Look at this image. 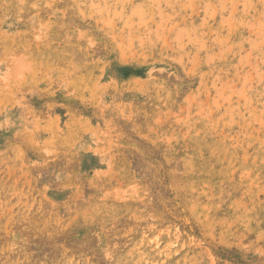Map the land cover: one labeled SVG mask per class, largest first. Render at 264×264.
<instances>
[{
	"label": "rangeland",
	"instance_id": "rangeland-1",
	"mask_svg": "<svg viewBox=\"0 0 264 264\" xmlns=\"http://www.w3.org/2000/svg\"><path fill=\"white\" fill-rule=\"evenodd\" d=\"M0 264H264V0H0Z\"/></svg>",
	"mask_w": 264,
	"mask_h": 264
},
{
	"label": "bare ground",
	"instance_id": "bare-ground-1",
	"mask_svg": "<svg viewBox=\"0 0 264 264\" xmlns=\"http://www.w3.org/2000/svg\"><path fill=\"white\" fill-rule=\"evenodd\" d=\"M8 1H9V0H8ZM56 1H57V0H56ZM71 1H72V0H71ZM3 2H4V0H3ZM13 2H14V1H13ZM61 2H62V1H61ZM58 3H59V2H58ZM72 4H73V3H72ZM6 5H8V4H6ZM66 7H67V6H66ZM47 8H49V7H47ZM214 8H216V7H214ZM5 10H6V9H5ZM215 10H216V9H215ZM13 11H14V10H13ZM10 13H11V12H10ZM17 14H18V13H17ZM63 14H64V13H63ZM7 15H8V14H7ZM13 18H15V17H13ZM103 18H104V16H103ZM153 22H154V21H153ZM67 25H68V24H67ZM89 26H90V25H89ZM63 27H64V26H63ZM72 27H73V26H72ZM68 30H69V29H68ZM68 30H67V31H68ZM57 34H58V33H57ZM60 35H61V34H60ZM234 35H235V34H234ZM97 37H98V36H97ZM101 37H102V36H101ZM81 40H82V39H81ZM30 44H31V43H30ZM87 48H88V47H87ZM89 49H90V48H89ZM113 51H114V50H113ZM44 53H45V52H44ZM44 55H45V54H44ZM105 57H106V56H105ZM103 59H104V58H103ZM100 60H101V59H100ZM42 62H43V61H42ZM99 63H100V62H99ZM47 72H48V71H47ZM58 76H59V75H58ZM56 78H57V77H56ZM52 80H53V78H52ZM53 82H54V81H53ZM198 126H199V125H198ZM194 148H195V147H194ZM201 148H202V147H201ZM201 148H200V149H201ZM180 151H181V150H180ZM259 152H260V151H259ZM202 153H203V151H202ZM192 155H193V154H192ZM192 158H193V157H192ZM198 161H199V160H198ZM195 163H196V162H195ZM214 164H215V163H214ZM217 164H218V163H217ZM222 164H223V163H222ZM194 165H195V164H194ZM215 165H216V164H215ZM215 167H216V166H215ZM220 169H221V168H220ZM204 170H205V169H203V171H204ZM195 171H196V170H195ZM201 171H202V170H201ZM193 175H194V174H193ZM206 176H207V175H206ZM211 176H212V175H211ZM216 177H217V176H216ZM216 177H215V175H214V178H216ZM193 178H194V177H193ZM218 178H219V177H218ZM210 183H212V181H210ZM201 195H202V194H201ZM201 195H200V196H201ZM209 211H210V210H209ZM202 212H203V211H202ZM255 212H256V211H255ZM260 212H261V211H260ZM262 213H263V212H262ZM227 214H228V213H227ZM232 214H233V213H232ZM246 214H247V213H245V215H246ZM248 214H249V213H248ZM260 215H261V214H260ZM251 217H252V216H251ZM250 221H251V220H250ZM250 223H251V222H250ZM211 224H212V223H211ZM259 225H260V224H259ZM250 226H251V225H250ZM253 230H254V229H253ZM226 231H227V230H226ZM253 232H254V231H253ZM225 233H226V232H225ZM227 233H228V232H227ZM227 233H226V234H227ZM226 234H225V235H226ZM153 241H154V246L158 247L159 241H158V240H155V239H154ZM162 242H163V241H162ZM172 243H173V242H172ZM172 243H171V244H172ZM183 243H184V240H183ZM72 244H73V243H72ZM167 244H168V243H167ZM175 244H176V243H175ZM176 245H177V244H176ZM35 247H36V246H35ZM88 247H89V246H88ZM185 247H186V246H185ZM185 247H184V248H185ZM184 248H183V249H184ZM186 248H187V247H186ZM90 249H91V248H90ZM90 249H89V250H90ZM193 249H194V248H193ZM36 251H37V250H36ZM159 252H161V251H159ZM192 252H193V251H192ZM65 253H66V252H65ZM177 254H178V253H177ZM76 255H77V254H76ZM44 256H45V255H44ZM77 261H78V260H77ZM213 263H214V262H213Z\"/></svg>",
	"mask_w": 264,
	"mask_h": 264
}]
</instances>
